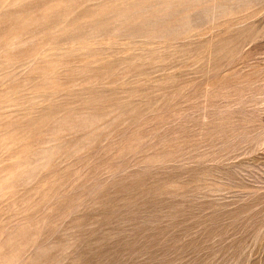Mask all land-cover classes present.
<instances>
[{
    "label": "rangeland",
    "instance_id": "1",
    "mask_svg": "<svg viewBox=\"0 0 264 264\" xmlns=\"http://www.w3.org/2000/svg\"><path fill=\"white\" fill-rule=\"evenodd\" d=\"M0 264H264V0H0Z\"/></svg>",
    "mask_w": 264,
    "mask_h": 264
}]
</instances>
